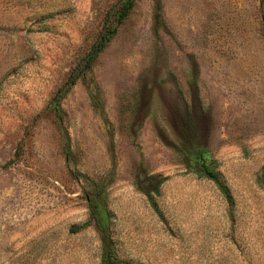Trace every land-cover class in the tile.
I'll return each instance as SVG.
<instances>
[{
	"label": "rangeland",
	"instance_id": "1",
	"mask_svg": "<svg viewBox=\"0 0 264 264\" xmlns=\"http://www.w3.org/2000/svg\"><path fill=\"white\" fill-rule=\"evenodd\" d=\"M118 1L0 0V264H100L85 177L107 183L111 239L130 264H264L259 0H161L158 35L154 0H135L62 99L67 162L48 104L106 19L116 25ZM198 102L203 136L190 139L207 143L229 201L161 139L175 141L170 126L188 128L182 114ZM141 166L166 176L159 213L135 184Z\"/></svg>",
	"mask_w": 264,
	"mask_h": 264
},
{
	"label": "trees",
	"instance_id": "2",
	"mask_svg": "<svg viewBox=\"0 0 264 264\" xmlns=\"http://www.w3.org/2000/svg\"><path fill=\"white\" fill-rule=\"evenodd\" d=\"M259 2L264 27V0H259ZM134 3L135 0H119L117 2L116 9L113 14L116 20V25L109 24L108 18L106 19L85 55L82 56L75 66L69 71L65 80L54 91L49 101L48 110L57 120V125L62 134L63 140L62 153L67 162L72 156V151L69 136L62 122V99L76 83V81L80 77H84L86 73L92 69L96 58L111 41L117 31L118 25L129 15ZM152 26L155 35H158L160 31L165 28L161 0H154ZM197 81L198 71L193 69L189 74V88L191 94L199 100ZM88 91L93 104L101 108L96 95L89 88ZM181 95H183V93H181ZM159 100H161L160 102L165 108L163 119L169 122V111L167 110L162 97L159 98ZM202 109V105L198 102L197 106H194L193 111L187 109L182 114L183 120L185 121H183V123H186L188 127H183L185 130L182 128L179 130L170 126L176 135L175 141L168 139L166 136H161V139L167 146L177 152L187 172L194 173L198 178H206L213 181L218 190L229 201L230 194L225 187L218 170V161L213 157L207 143L194 142L190 139L191 136L196 138L203 136L201 135L202 132L200 131L199 124L196 123V113L200 112ZM78 176V174L75 175L76 178H78ZM85 179L88 183V188L84 191V197L88 206L89 220L93 221L96 225L101 242L100 264H130L117 256L114 242L111 239V213L107 202V183L96 181L87 177H85ZM165 180L166 176L161 174H152L145 170L142 166L139 169L137 168L135 172V184L137 188L146 195L150 205L157 213H159V210L154 197L160 194V185Z\"/></svg>",
	"mask_w": 264,
	"mask_h": 264
}]
</instances>
